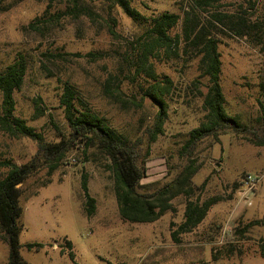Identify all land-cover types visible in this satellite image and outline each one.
<instances>
[{"label":"rangeland","instance_id":"374dc122","mask_svg":"<svg viewBox=\"0 0 264 264\" xmlns=\"http://www.w3.org/2000/svg\"><path fill=\"white\" fill-rule=\"evenodd\" d=\"M243 0H224L220 11H234ZM261 2L263 0H260ZM140 14L130 18L120 7L103 1L88 2L92 15H64L40 32L27 26L38 18L66 11L67 0H3L0 5V65L6 67L19 55L27 60L24 84L14 93L13 116L22 119L47 143L65 140L68 150L55 169L54 157L38 155L37 143L24 136L13 137L0 130V160L17 165L30 161L36 171L20 189L22 214L20 255L26 264H264L259 244L264 226L246 224L264 214V116L258 87L264 81V53L240 38H220L221 86L225 110L250 130L227 132L215 140L205 138L192 151L198 170L192 179V200L219 201L201 224L175 242L172 233L184 220L185 197L172 200L168 212L150 224L124 222L118 214L113 179L106 161L87 160L81 144L74 140L60 99L69 85L95 112L105 117L119 133L141 142L140 164L144 168L142 192H152L170 183L187 163L181 156L189 132L202 121L204 84H195L198 60L180 56L155 61L160 78L172 81L167 98V118L162 133L150 142L157 106L148 99L142 108L123 109L103 91L107 81L120 85L127 95L141 99L146 77L131 75L124 53L132 54L131 42L141 35L153 17L175 13L182 17L192 0H130ZM208 22L213 20L200 12ZM114 19L117 38L110 34ZM214 23V22H213ZM181 20L170 35H181ZM131 49V50H130ZM131 78V79H130ZM0 95V112H1ZM37 106L43 108L38 115ZM248 174L259 177L258 188L242 195ZM88 180L95 212L87 217L81 190L82 176ZM247 200V201H246ZM248 202V203H247ZM249 204V205H248ZM66 241H70L69 249ZM41 249L28 250L26 244ZM63 247V248H62ZM8 248L0 240V264H7ZM71 253L72 258L69 256ZM215 259V260H214Z\"/></svg>","mask_w":264,"mask_h":264},{"label":"trees","instance_id":"16d2710c","mask_svg":"<svg viewBox=\"0 0 264 264\" xmlns=\"http://www.w3.org/2000/svg\"><path fill=\"white\" fill-rule=\"evenodd\" d=\"M2 1L0 0V5ZM86 1H103L111 8L118 6L130 18L139 20L140 14L132 7L130 0H67L66 11L50 15L49 18H38L27 28L40 32L57 22L60 16L78 17L83 13L92 15ZM223 1L192 0L188 9L183 11L182 17L168 12L153 17L145 31L131 42L132 54L125 52L123 60L130 75L133 68V76L146 77L147 85L141 86L140 101L124 93L120 85L113 87L110 81L103 88L104 94L123 109L142 108L145 99L157 106L153 130L149 132L150 142H154L162 133L167 118V98L173 86L169 77L160 78L157 75L154 62L177 58L180 52L190 59L198 60V77L194 83L201 84L202 81L199 80L206 81V92L200 93L204 116L199 125L189 132L181 153V156H186L187 163L170 183L152 192H142L144 168L140 164L141 142H134L115 130L105 117L80 99L69 85L64 86L60 99L72 137L82 145L87 160L102 159L108 164L118 214L122 221L132 224L156 222L166 213L174 212L173 199L182 196L186 198L184 220L172 233L175 242H180L181 234L190 233L198 227L210 208L219 201L217 198H210L200 203L191 199L195 191L192 179L198 170L192 159V151L196 145L208 137L216 140L219 135L227 132L242 133L250 130L225 110V96L220 83L221 54L218 48L220 38H240L264 53V0H243L232 12L220 11ZM200 12L208 14L214 23L205 20ZM110 20V34L117 38L114 19ZM180 20L181 35H170V31ZM26 72L27 60L22 55L6 67L0 65V130L13 137L24 136L34 140L38 155L46 160L54 157L55 165L51 169H55L65 157L68 143L64 139L58 143H47L41 134L36 133L22 119L13 116L14 93L23 86ZM258 87L263 98V101H259V106L264 116V81ZM36 109L38 115H42L43 108L37 106ZM257 145L264 146V139ZM36 170L34 161L17 165L9 159L0 160V240L8 248L7 264H26L20 255L19 235L22 225L19 220L22 208L19 203V185ZM81 190L85 198L84 210L87 217H90L95 212V200L89 195L86 175L82 176ZM253 225L264 226V214L261 220L246 224L242 233ZM66 245L69 249L72 248L70 241H66ZM25 246L28 250L43 247L39 243H28ZM259 251L264 257V239L260 241ZM69 256L72 258L73 255L69 253Z\"/></svg>","mask_w":264,"mask_h":264},{"label":"built area","instance_id":"2783aa9c","mask_svg":"<svg viewBox=\"0 0 264 264\" xmlns=\"http://www.w3.org/2000/svg\"><path fill=\"white\" fill-rule=\"evenodd\" d=\"M258 184H259L258 176L252 174L246 175L242 181V195H245L247 199L248 193L255 192L258 188Z\"/></svg>","mask_w":264,"mask_h":264}]
</instances>
